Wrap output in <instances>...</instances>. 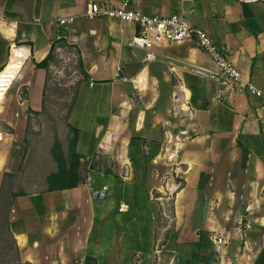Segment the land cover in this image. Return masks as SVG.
I'll return each instance as SVG.
<instances>
[{"label": "crops", "instance_id": "obj_1", "mask_svg": "<svg viewBox=\"0 0 264 264\" xmlns=\"http://www.w3.org/2000/svg\"><path fill=\"white\" fill-rule=\"evenodd\" d=\"M88 1L0 0V71L14 46L29 49L19 79L0 104L14 139L9 147L0 141V200L10 203L22 261L85 264L91 255L98 264H131L135 257L147 264L155 236H166L170 264H264L262 99L244 86L197 74L198 67H219L194 39L150 50L133 46L137 25L87 18L82 14ZM130 1V8L150 15L184 13L211 35L245 80L264 89V0ZM67 15L75 20L60 24ZM67 46L81 66L68 123L79 129L76 153L84 179L51 191L47 177L59 169L55 158L20 156L10 147L26 137L28 115L47 107L49 71ZM51 52L49 68L39 67ZM76 113L85 124H73ZM105 178H122L128 187L136 178L132 187L139 201L152 200L154 191L181 194L175 217L154 222L151 211L117 196ZM96 190L106 191V198H96ZM122 203L127 207L121 210ZM243 220L252 227L244 228ZM219 235L229 239L222 252L213 243Z\"/></svg>", "mask_w": 264, "mask_h": 264}, {"label": "rangeland", "instance_id": "obj_2", "mask_svg": "<svg viewBox=\"0 0 264 264\" xmlns=\"http://www.w3.org/2000/svg\"><path fill=\"white\" fill-rule=\"evenodd\" d=\"M69 46L63 48L61 53H59L53 59V64L49 71V83H48V97H47V107L41 113H32L28 115V123L30 127L26 133V137L22 139H17L20 144L11 145L10 148L14 150L18 155H27L34 152L35 154H40L42 156H48V158L53 159L52 148L55 143L56 138H58L65 147V153L69 152L70 139L73 135L72 130L69 127L68 115H69V105L72 101V95L77 88L81 75V66L78 59L71 53ZM81 113H76L73 116V124L77 123H86V120H80ZM94 118H97L96 114L93 115ZM100 116L103 117L101 114ZM95 123V122H94ZM11 129L7 126L3 120V110L0 106V141H4L9 147L11 140H14L11 136ZM18 145V146H17ZM48 145L49 149L44 152L35 153L33 148L42 147ZM169 147V146H168ZM171 148L175 149L176 146ZM166 150V146H165ZM42 153V154H41ZM119 155V151L118 154ZM107 156V155H101ZM107 158V157H106ZM182 171H178V176L174 179L179 183L178 187L183 184ZM109 180L110 178H105ZM122 178H111L112 186L114 187L115 193L117 196L125 195V197L131 198L134 201V206L139 207L143 210L151 211V217L154 222H158L160 218H173L175 217V202L177 198H181V194L176 193H159L152 192L153 196L150 201L137 200L135 197L137 193L133 190V185H137L136 178L131 179L130 187L128 183L122 184ZM151 180V179H150ZM165 178H157V183H166ZM105 181V180H104ZM123 192V193H122ZM136 195V196H135ZM186 196V195H185ZM133 206V208H135ZM2 207L4 209L7 207L6 199L2 201ZM185 212V209L183 210ZM145 214V212H144ZM169 223V221H168ZM168 227H173L167 225ZM165 238L166 236H155L153 253L150 257L147 258V264H170V256L165 250ZM141 257H135L131 264H139L138 260ZM122 261V258L119 259ZM11 264H16L11 262Z\"/></svg>", "mask_w": 264, "mask_h": 264}, {"label": "built area", "instance_id": "obj_3", "mask_svg": "<svg viewBox=\"0 0 264 264\" xmlns=\"http://www.w3.org/2000/svg\"><path fill=\"white\" fill-rule=\"evenodd\" d=\"M241 1L252 3L258 0ZM130 2V0H120L117 3L111 0H89L82 15L87 18L108 17L135 23L139 28V32L132 38L131 44L147 50L152 49L155 44L159 43H177L187 39H194L198 45L212 55L219 67L218 72L198 67L195 68L197 74L215 80L221 85L244 86L253 95L262 99L264 107V89L244 79L241 69L227 59L206 30L191 24L184 13H176L169 16L150 15L138 9L130 8ZM75 17L74 15L62 16L59 18V23L62 25L71 23L75 20ZM28 50L25 45L14 46L11 50L9 62L0 71V104L6 100L12 86L19 79L23 65L29 57ZM147 56L152 57L154 55L149 52ZM239 197L243 199L244 194H239ZM125 207L127 205L124 203L120 205L121 210ZM252 208L251 202L245 205L247 213H250ZM241 224L246 229L252 227V223L248 220H243ZM213 243L217 250L222 252L223 248L229 243V239L227 236L222 235L213 236ZM220 264H223L222 260Z\"/></svg>", "mask_w": 264, "mask_h": 264}, {"label": "trees", "instance_id": "obj_4", "mask_svg": "<svg viewBox=\"0 0 264 264\" xmlns=\"http://www.w3.org/2000/svg\"><path fill=\"white\" fill-rule=\"evenodd\" d=\"M52 59L53 55L51 52L38 66L48 69ZM29 127L30 124L28 123L27 131ZM69 127L73 135L70 139L68 156L65 155L63 145L58 138H56L52 148L53 157L59 169L56 173H51L47 177L48 189L51 191L78 186L84 179L79 173L82 164L81 158L76 153L79 129L72 124H69ZM6 201L7 207L4 209L0 200V264H11V262H15L16 264H31L21 259L20 250L10 225L11 206L7 199ZM85 264H98V259L95 256L88 255L85 259Z\"/></svg>", "mask_w": 264, "mask_h": 264}, {"label": "water", "instance_id": "obj_5", "mask_svg": "<svg viewBox=\"0 0 264 264\" xmlns=\"http://www.w3.org/2000/svg\"><path fill=\"white\" fill-rule=\"evenodd\" d=\"M107 192L106 191H101V190H96L95 191V197L96 198H106Z\"/></svg>", "mask_w": 264, "mask_h": 264}]
</instances>
